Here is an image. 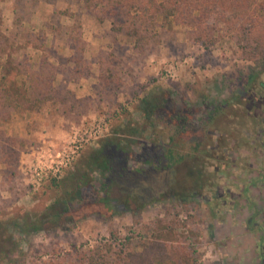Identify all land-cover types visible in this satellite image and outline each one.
I'll list each match as a JSON object with an SVG mask.
<instances>
[{"label": "rangeland", "instance_id": "obj_1", "mask_svg": "<svg viewBox=\"0 0 264 264\" xmlns=\"http://www.w3.org/2000/svg\"><path fill=\"white\" fill-rule=\"evenodd\" d=\"M111 27V19L99 20L84 0H0V77L9 56L22 62L23 68L29 65L38 70L43 58L57 68L53 97L40 108L23 97L20 104L33 110L22 113L0 103V215L18 208H43L51 201L54 188L50 180L38 190L31 187L29 169L34 152L49 146L63 149L86 131L102 126L99 138L85 144L82 152L86 151L130 113L139 117L141 99L158 88L169 90L175 107L196 113L206 111L210 102L228 101L209 130L218 143L231 145L230 135L235 134L249 102L247 95L254 85L264 82V63L244 53L228 34L210 48L194 43L188 37L190 27L163 16L145 40V51L135 49L132 38L113 33ZM73 35L85 44L89 75L81 77L74 72L72 56L77 44ZM101 73L110 80L106 89L99 80ZM18 81L28 85V75L21 74ZM248 83L247 90L240 93ZM50 137L56 142L51 143ZM213 155L208 168L216 173L214 183L194 201L169 197L137 214L125 211L112 219L90 217L70 230L36 234L22 244L26 264H42L58 253L70 256L113 236L117 243L111 260L116 259L122 241L126 251L140 252L142 242L157 232L160 222L171 223L183 242L195 249L191 264H227L232 250L222 246L225 240L221 236L226 235L224 220L231 218L233 203L208 199L214 197L218 184L227 194L242 199L246 173L239 178L237 164L227 162L232 157L222 147ZM240 161H244L242 156ZM188 171L185 166L178 173L187 178ZM177 175L172 173L173 182ZM234 247L242 253L238 254L241 263L245 262L251 252L249 244Z\"/></svg>", "mask_w": 264, "mask_h": 264}, {"label": "trees", "instance_id": "obj_2", "mask_svg": "<svg viewBox=\"0 0 264 264\" xmlns=\"http://www.w3.org/2000/svg\"><path fill=\"white\" fill-rule=\"evenodd\" d=\"M84 1L99 20L110 18L112 32L132 38L139 51H145V40L163 16L190 27L188 37L194 43L210 48L228 34L244 53L264 63V1ZM72 39L77 44L72 56L74 72L81 77L89 75L85 44L80 36L73 35ZM21 74L28 75V85L19 84ZM56 76V66L46 58L38 70H32L9 56L0 77V103L22 113L33 110L20 104L23 97L38 109L53 97ZM99 80L103 89L109 86V78L102 73ZM226 103L210 102L206 111L196 113L175 107L169 90L149 91L141 99L139 117L130 113L126 120L113 124L96 145L81 152L62 177L47 178L54 195L45 207L18 208L0 215V264H26L22 244L39 233L70 230L90 217L112 219L125 211L137 214L169 197L185 203L194 201L214 183L216 173L208 168V160L222 143L209 128ZM185 166L189 167L187 178L178 173ZM173 172L178 174L175 182L171 180ZM131 240L128 236L127 242ZM183 241L171 223L160 222L157 232L142 242L140 252L126 251L122 241V247L115 251L116 259L111 260L117 243L113 236L70 256L55 254L42 264H191L195 249Z\"/></svg>", "mask_w": 264, "mask_h": 264}, {"label": "flooded vegetation", "instance_id": "obj_3", "mask_svg": "<svg viewBox=\"0 0 264 264\" xmlns=\"http://www.w3.org/2000/svg\"><path fill=\"white\" fill-rule=\"evenodd\" d=\"M247 99L249 102L243 110L244 117L239 118L235 134L230 135L231 145L221 146L232 157L227 162L237 164L239 178L246 173L245 184L239 190L240 194L245 192V196L239 199L235 193L229 195L218 184L214 197L208 199L233 203L231 218L224 220L227 222L226 235L221 236L225 240L222 246L232 250L227 264H264V82L254 85ZM241 156L244 161H240ZM228 192H231L230 187ZM234 244L239 247L249 244L251 252L245 262L241 263L238 254L242 253Z\"/></svg>", "mask_w": 264, "mask_h": 264}, {"label": "built area", "instance_id": "obj_4", "mask_svg": "<svg viewBox=\"0 0 264 264\" xmlns=\"http://www.w3.org/2000/svg\"><path fill=\"white\" fill-rule=\"evenodd\" d=\"M103 127L98 126L76 137L63 149L54 146L44 147L33 153L29 172L30 183L38 190L49 177L60 178L65 171L78 159L85 144L92 139H98Z\"/></svg>", "mask_w": 264, "mask_h": 264}, {"label": "crops", "instance_id": "obj_5", "mask_svg": "<svg viewBox=\"0 0 264 264\" xmlns=\"http://www.w3.org/2000/svg\"><path fill=\"white\" fill-rule=\"evenodd\" d=\"M50 138H52L51 140H49V141H51V143L56 142L55 139H54L53 137H50ZM47 141H48V140H47ZM49 141H48V142H49Z\"/></svg>", "mask_w": 264, "mask_h": 264}]
</instances>
